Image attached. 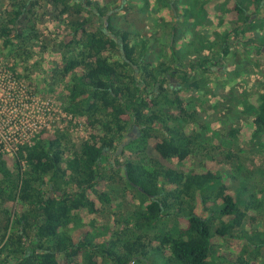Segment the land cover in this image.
Wrapping results in <instances>:
<instances>
[{
  "label": "trees",
  "instance_id": "16d2710c",
  "mask_svg": "<svg viewBox=\"0 0 264 264\" xmlns=\"http://www.w3.org/2000/svg\"><path fill=\"white\" fill-rule=\"evenodd\" d=\"M0 1V53L15 51L25 67L19 78L41 96L59 95L90 129L78 143L42 133L14 157L0 155V264H264V162L247 180L243 169L258 173L240 153L203 157L206 120L186 95L212 90L209 79L229 58L242 73L253 66L264 78L254 59L264 58V23L257 24L264 0H252L254 7L191 0L182 14L179 0H140L151 13L170 12L158 33L115 27L127 0L115 7V0ZM41 68L49 78L37 81ZM244 96L238 117L252 116L250 135L262 138L264 81ZM227 122L223 138L241 143L243 130ZM133 126L150 163L112 162ZM118 180L141 199L121 227L114 218L105 226V209L120 196L107 187ZM230 240L242 241L235 253L225 251Z\"/></svg>",
  "mask_w": 264,
  "mask_h": 264
},
{
  "label": "rangeland",
  "instance_id": "374dc122",
  "mask_svg": "<svg viewBox=\"0 0 264 264\" xmlns=\"http://www.w3.org/2000/svg\"><path fill=\"white\" fill-rule=\"evenodd\" d=\"M110 1L112 3V0ZM139 1L140 0H127V2L125 3L122 1L124 3L123 6L126 9L124 11H121L120 14L114 19L115 27L118 29H126L129 31H136L138 29H141L143 33L144 32L158 33L159 31H162L163 28L160 25L161 24L160 18L163 19V14H167V13L169 14L170 12L165 9L163 13L155 12V11L151 13L148 8L141 7L138 3ZM150 1L152 3L155 2V0H150ZM189 1L191 0L178 1V7L179 8L181 7V14L183 8L187 6L184 2H189ZM237 1L250 7H254L256 5L252 3V0H237ZM117 4L118 5L121 4V1L115 0V2H113L112 4V7H115V5ZM43 5L44 2L41 1L39 3V6L41 8L40 11H42ZM260 9L261 11L259 16L262 19L259 20V22H257V24L259 25L264 23V3L260 7ZM179 20H181L183 24V22H186L188 19L182 16ZM44 22L48 23V21H44ZM174 22L176 23V21ZM191 23L194 22L192 21ZM211 24L212 22L209 24V22L206 21L204 23V26L209 27ZM49 25L51 26L52 24ZM53 26L54 25H52V27ZM181 29L184 30L183 27ZM260 33L263 34L264 36V29L261 30ZM180 35L183 36V34ZM188 37H190V35H188ZM49 38L57 39L52 36H49ZM171 39L172 38H170L169 35L164 34L163 41L168 43L169 40ZM262 51L264 53V48L262 49ZM0 58L5 62L12 63L13 68H15L19 74L25 70L24 64H22L21 62H16L17 56L15 51L8 52L7 56L0 53ZM254 59L255 61L261 63L260 70L263 69L264 58L260 56H256ZM31 62L33 63V61ZM232 62H233L232 58H229L227 61H224L223 65H225V67L219 68L218 72L215 75H213L212 78L209 79L210 87L213 88L212 90L207 91V89L203 90L202 88L201 90L196 91L194 93L186 92L187 96L192 94V97L189 99V101H187V105L192 103L191 107H193V109L201 113V115L205 118L206 122H209L206 123L203 120L200 122V125H202V134L204 139V141L202 142L203 145L201 146L203 148L201 149L203 157H207L213 155V153L214 154L217 153L219 157L223 158L225 157L226 154H228L229 151L234 154L240 153V155L247 160L248 166H250L252 170L254 169L255 173H258L257 175L254 174L249 175L246 172V169L242 170V174H243L242 176L248 175L249 177H247L246 179L252 180L257 178L256 176H258L259 173H262L263 171L261 165L264 162V137L252 139V135H250V128L252 127L251 123L253 117L249 115H243L242 117H238L237 109L241 111V108L239 107H241L242 102H244L247 99V97H245L244 95L248 94L254 96L256 94V92L259 89V81H264V78L258 75V72H256L253 66H249V70H248L249 73L247 74L245 71H243L242 73L241 67L232 65ZM44 67L45 69L50 67L48 61L44 62ZM41 69L42 71L40 72L38 71V74L33 79H38L37 81H39V80H43L44 78L45 79L49 78L47 75L42 74L44 68ZM237 69L240 70L239 72L241 73L236 72ZM221 71H225V73H223L222 75H218V73ZM172 79L173 81L172 82L170 81V83L174 87H176L179 84V80L178 78H172ZM222 81L227 82L226 85L220 84V82ZM24 83L28 85L26 82ZM41 84L47 85V82H41ZM32 89L35 92V89L34 88ZM38 96L45 100L55 101L58 104V106L61 105V103H63V101L59 98L60 97L59 95H51L48 97H44L38 94ZM56 118L57 116L52 118L51 124L55 125L57 123ZM65 121L67 120L63 119L62 123L65 124ZM224 121L225 122L228 121L227 125L229 122H232L234 128L236 129L239 128L243 130L244 138L241 141V143L237 141H227L225 138H223L222 132L224 134L226 133V126L223 123ZM47 122L49 124L48 119ZM65 127H66L65 132H67V134L72 139V141L76 143L80 141H84L86 137L90 136V129L89 127L87 128L84 123L73 124V122H70V124L67 126L65 125ZM129 133L131 135L130 143L124 148L120 156H118L117 158L113 157L110 160L114 163L115 160H118L121 165H124L127 162H133L137 164H149L150 158L144 152H142L140 145L135 142L139 137V130L136 131L130 130V132H128L125 136H127ZM104 166H108V163H106ZM231 166L233 165L231 164ZM119 168L120 167H117L116 169L118 170ZM108 173L109 172L107 171V174ZM119 174L120 176L123 175L121 171L119 172ZM242 179L246 180L243 177ZM109 188L115 189L120 194V196H118L119 199L115 198L116 201L117 200L119 201L116 202L115 206H112V209L110 208L105 209V213L103 214L101 220L103 224L107 226L112 222L113 218L117 219L116 221L118 223V226L121 227L122 225L120 219L128 215V213L131 211L130 207L134 209L133 205H135V203H138V201H140L141 198L136 191L129 189L126 186L125 182L123 181H119L118 183L116 182V184L110 181L107 187V191L110 190ZM127 194L130 195V196L128 195L127 201L130 198L133 199V201H131L130 203L132 205L129 206H126L125 202H122L123 199L126 200ZM258 221L261 225V228H264V210L258 212ZM240 243H242V241L240 240H236V241L230 240L229 244L231 245H229L228 248H225V251H231L232 253H235L236 250L233 249L232 247L237 246V244Z\"/></svg>",
  "mask_w": 264,
  "mask_h": 264
},
{
  "label": "built area",
  "instance_id": "2783aa9c",
  "mask_svg": "<svg viewBox=\"0 0 264 264\" xmlns=\"http://www.w3.org/2000/svg\"><path fill=\"white\" fill-rule=\"evenodd\" d=\"M55 116L57 123L53 125ZM70 122L84 123L88 128L85 118L68 113L63 103L58 106L40 98L19 78L13 64L0 58V155L14 157L21 147L34 145L42 133L67 134L65 125Z\"/></svg>",
  "mask_w": 264,
  "mask_h": 264
},
{
  "label": "water",
  "instance_id": "95a60500",
  "mask_svg": "<svg viewBox=\"0 0 264 264\" xmlns=\"http://www.w3.org/2000/svg\"><path fill=\"white\" fill-rule=\"evenodd\" d=\"M160 83L157 84V87H159ZM130 133L125 136L124 140L122 141V143L119 145L114 158H117L118 156L121 155L122 151L124 150V148L130 143L131 137H130Z\"/></svg>",
  "mask_w": 264,
  "mask_h": 264
},
{
  "label": "flooded vegetation",
  "instance_id": "af4514ba",
  "mask_svg": "<svg viewBox=\"0 0 264 264\" xmlns=\"http://www.w3.org/2000/svg\"><path fill=\"white\" fill-rule=\"evenodd\" d=\"M173 81V79L171 78V82ZM158 84V83H157ZM157 84H156V87H155V91L158 92V87H157ZM160 86V85H159ZM136 130H139L137 127L133 126L131 131H136ZM130 132V131H129Z\"/></svg>",
  "mask_w": 264,
  "mask_h": 264
},
{
  "label": "crops",
  "instance_id": "0c3cea01",
  "mask_svg": "<svg viewBox=\"0 0 264 264\" xmlns=\"http://www.w3.org/2000/svg\"><path fill=\"white\" fill-rule=\"evenodd\" d=\"M209 1H211L212 3L215 2V0H209ZM219 1H220V0H219ZM194 21H195V20H194ZM215 22H216V19L214 18V19H213V23H215ZM215 24H216V23H215ZM260 39H261V37H260Z\"/></svg>",
  "mask_w": 264,
  "mask_h": 264
}]
</instances>
